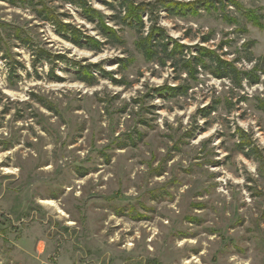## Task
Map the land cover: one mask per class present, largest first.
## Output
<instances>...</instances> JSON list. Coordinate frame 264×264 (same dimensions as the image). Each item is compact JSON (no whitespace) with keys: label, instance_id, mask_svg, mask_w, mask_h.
I'll return each instance as SVG.
<instances>
[{"label":"rangeland","instance_id":"obj_1","mask_svg":"<svg viewBox=\"0 0 264 264\" xmlns=\"http://www.w3.org/2000/svg\"><path fill=\"white\" fill-rule=\"evenodd\" d=\"M132 1L143 32L160 26L187 58L213 50L258 82L148 61L113 19L121 0L87 2L122 43L73 3L0 0V264H264V0L184 15Z\"/></svg>","mask_w":264,"mask_h":264},{"label":"trees","instance_id":"obj_2","mask_svg":"<svg viewBox=\"0 0 264 264\" xmlns=\"http://www.w3.org/2000/svg\"><path fill=\"white\" fill-rule=\"evenodd\" d=\"M69 3L78 5L82 11L86 20L96 23L98 31L105 36L106 41L109 39L112 43H122V38L118 36L117 32L113 31L110 27L104 23V15L92 8L87 0H64ZM158 3H170L165 9L173 13L184 15L186 12H189L194 9V6L199 3L202 5L210 0H196L194 2L188 3H179L172 0H157ZM229 2L238 10L240 8L239 3L236 0H229ZM121 7L124 9L123 15L120 12L113 17L117 19L118 22L127 24L129 27L137 33V38L135 39V47L139 50L143 56L148 60H157L159 65H165L167 60L173 61V66H178L179 69H182L185 74L194 78V75L198 73V68L203 70L208 69L210 74L214 77L228 78L234 83L236 87H240L243 81H246L249 85H253L258 82V75L252 71H240L234 65V61H227L222 59L220 56L215 54L213 50L197 46V51L195 56L187 58L185 52L187 53L189 47L183 44H179L176 40L167 36L166 31L160 27L153 24L150 29L146 32H143L144 24L141 19V13L143 12L144 3H138L134 5L132 0H121ZM200 4V5H201ZM151 5V4H146ZM207 5V4H206ZM207 8V7H206ZM39 13L42 17V11ZM46 19V18H43ZM54 23L57 27L58 33H68L66 38L71 41L74 45L78 47L87 48L89 50L99 51L103 45V42H100L88 35L82 34L77 28L68 23H61V21H55ZM207 39V38H206ZM169 42L173 44L172 48L168 49ZM161 54L160 56L158 55ZM251 58H248L247 61H250ZM87 71L90 74V71L85 67H80L79 71ZM91 76V75H88ZM84 77V76H82ZM83 81L84 78H81ZM87 81V80H86ZM89 82V81H87ZM189 86L185 87H170L169 92L171 95H185ZM179 92V93H177ZM263 109V108H261Z\"/></svg>","mask_w":264,"mask_h":264},{"label":"bare ground","instance_id":"obj_3","mask_svg":"<svg viewBox=\"0 0 264 264\" xmlns=\"http://www.w3.org/2000/svg\"><path fill=\"white\" fill-rule=\"evenodd\" d=\"M6 172L7 173H12L10 170H7L6 169ZM42 200V199H41ZM41 203L42 204H44V205H50V206H54V207H56V202H54V201H52V200H43V201H41ZM56 209L58 210V212H61L60 211V209H58L57 207H56ZM71 224V223H70Z\"/></svg>","mask_w":264,"mask_h":264}]
</instances>
